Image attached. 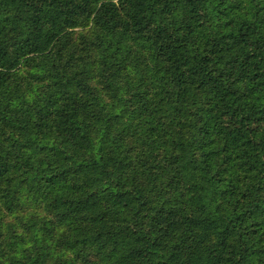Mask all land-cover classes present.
<instances>
[{
  "label": "trees",
  "instance_id": "trees-1",
  "mask_svg": "<svg viewBox=\"0 0 264 264\" xmlns=\"http://www.w3.org/2000/svg\"><path fill=\"white\" fill-rule=\"evenodd\" d=\"M0 264H264V0H0Z\"/></svg>",
  "mask_w": 264,
  "mask_h": 264
},
{
  "label": "rangeland",
  "instance_id": "rangeland-1",
  "mask_svg": "<svg viewBox=\"0 0 264 264\" xmlns=\"http://www.w3.org/2000/svg\"><path fill=\"white\" fill-rule=\"evenodd\" d=\"M80 1L81 0H63L64 5H70V6L76 5ZM66 3H68V4H66ZM84 33H86V30L78 27L72 32V34H71V36H69L68 40L71 39V46L73 48H76L75 51H76L77 55L82 54L83 57L86 58V60H89L88 58H89V56H92V51H88V50L84 51V49H83L84 47L90 46V45H87V46L84 45V42H88V40L86 38H84ZM10 49H11V47H10ZM91 50H92V48H91Z\"/></svg>",
  "mask_w": 264,
  "mask_h": 264
}]
</instances>
